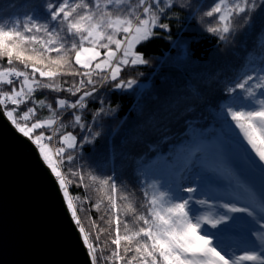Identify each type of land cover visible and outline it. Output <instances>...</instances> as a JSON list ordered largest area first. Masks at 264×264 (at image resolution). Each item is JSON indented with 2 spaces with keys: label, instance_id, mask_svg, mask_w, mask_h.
Wrapping results in <instances>:
<instances>
[{
  "label": "snow or ice",
  "instance_id": "6c2138e0",
  "mask_svg": "<svg viewBox=\"0 0 264 264\" xmlns=\"http://www.w3.org/2000/svg\"><path fill=\"white\" fill-rule=\"evenodd\" d=\"M113 5L117 10L110 7ZM42 7L46 13L43 19L32 12L14 18L7 28L0 23V60L6 59L8 65L0 66V85L10 86V91L0 90V106L15 131L35 147L54 178L91 264H264V71L245 73L226 87L229 99L218 113L219 139L210 142L204 132L192 134L184 145L186 160L177 180L142 184L139 209L132 203L118 206L116 194L123 184L118 185L113 176L91 175L102 194L93 208L101 211L107 199L103 212L108 218L101 215L100 220L108 227H99L89 215V231L79 215L86 211L83 204L87 197L81 201L71 194L69 184L85 189L89 185L84 183L81 169L65 172L74 154L99 135L92 123L84 122L87 101L109 82L117 90L132 88L136 81L120 76L126 67L147 63L137 46L156 36V29L170 32L167 21L178 16L169 15V10L176 7L191 14L190 4L189 0H92L91 4L85 0H44ZM258 8H264V0H215L202 15L216 16L218 26L205 30L218 33L224 40L232 31L234 19L242 17L241 28H246ZM17 63L24 70L17 68ZM62 77L79 80L65 86L67 81L62 83ZM42 89L78 98L70 101L57 97L53 106L46 99H36L35 93ZM28 103L31 106L18 115L20 107ZM39 109H47L46 119L36 118ZM69 110H74L69 124L79 127L81 139L64 131L67 125L62 117ZM103 111H95L92 120ZM209 151L217 161L227 155L240 166L239 172L230 170L232 191L223 202L209 203L195 195L198 191L204 194L198 186L182 182L191 179L193 184L207 183L203 170ZM236 191H243L246 199L235 195ZM216 208L222 211H214ZM235 213L246 214L258 228L241 232L236 243L226 245L222 233L227 229L219 226L230 221L234 226L237 218L231 214ZM101 234L109 237L103 242L105 248H109V241L115 246L109 248L108 256L102 254Z\"/></svg>",
  "mask_w": 264,
  "mask_h": 264
},
{
  "label": "trees",
  "instance_id": "16d2710c",
  "mask_svg": "<svg viewBox=\"0 0 264 264\" xmlns=\"http://www.w3.org/2000/svg\"><path fill=\"white\" fill-rule=\"evenodd\" d=\"M43 2L0 0V23L7 28L14 18H23L32 12L43 19L46 16ZM85 2L91 4L92 0ZM189 4L191 14L176 7L169 10V15L178 16V19L167 21L171 26L170 32L156 29V36L137 46V51L143 53L147 63L126 67L120 76L125 81L134 79L136 84L132 88L117 90L109 82L99 88L94 99L87 101L82 113L84 122L92 123L93 131L99 135L74 154L75 159L70 165H65V172L69 168L81 169L84 183L89 185L85 189L69 184L71 194L78 195L81 201L87 197L83 204L86 211L79 213L86 230L90 231L89 215L99 227H108L100 220L101 215L105 220L108 218L103 212L108 207L107 199H104L101 211L93 208L102 194L97 192L99 185L90 179L91 175L101 178L113 176L118 185L123 184L116 194L118 206L132 203L139 209L143 202L142 184L157 179L170 183L180 164L185 163L186 159H181V156L192 134L204 132L210 142L219 139L221 121L218 113L221 104L229 99L226 87L241 72L254 67L256 60L264 55V8H258L252 14V21L246 28H241L242 17L234 19L232 31L220 40L218 33L209 34L205 30L207 26H218L216 16L202 15L211 8L214 0H189ZM110 7L117 10L114 5ZM121 8L127 10L123 5ZM0 66H8L6 59L0 60ZM15 66L24 70L18 63ZM65 80V86H68L78 82L79 77L61 78L62 83ZM0 90L10 91V86L0 85ZM35 97L37 100L46 99L53 106L57 97L70 101L78 98L66 92L43 89L37 91ZM29 106L30 103L22 105L18 115ZM8 107L11 109L12 106ZM100 108L104 109L103 113L92 120L93 113ZM73 111L69 110L62 117L67 125L64 131H71L81 139L83 133L79 127L73 128L69 124ZM48 115L47 109H39L36 118L46 119ZM56 139L58 141V136ZM208 163L218 166V172L212 170L214 180L210 181L221 186L228 184L224 182L225 178L230 183V170L239 171L240 168L235 166L237 163L231 156L226 155L223 161H217L211 151L207 156ZM123 196L127 200L121 199ZM88 209L92 210L89 212ZM112 235L114 238V231ZM92 240L95 241V233ZM100 240L104 249L102 254L108 256L109 248L114 249L115 246L109 241V248L104 247L103 242L109 240L105 234H101ZM98 264L104 262L98 261Z\"/></svg>",
  "mask_w": 264,
  "mask_h": 264
},
{
  "label": "water",
  "instance_id": "95a60500",
  "mask_svg": "<svg viewBox=\"0 0 264 264\" xmlns=\"http://www.w3.org/2000/svg\"><path fill=\"white\" fill-rule=\"evenodd\" d=\"M0 264H91L54 178L1 107Z\"/></svg>",
  "mask_w": 264,
  "mask_h": 264
},
{
  "label": "rangeland",
  "instance_id": "374dc122",
  "mask_svg": "<svg viewBox=\"0 0 264 264\" xmlns=\"http://www.w3.org/2000/svg\"><path fill=\"white\" fill-rule=\"evenodd\" d=\"M214 3H215V0H214ZM248 70L249 71H246V72L244 71V73L241 72V74L238 76V78L240 76L244 75L245 73L252 74L253 72H256V71H264V55L262 57H259V59L256 60L255 66L251 67ZM243 103L245 105H248L249 101H243ZM181 159H186L185 153L182 154ZM236 165H238V164H235V166ZM182 166H183V164L181 163L178 170ZM238 166H237V168H238ZM206 168H207V170H205V169L203 170V176L207 180L206 184L203 182H197V183L193 184L191 179H186V180H183L182 182L184 184H192V186H198L203 191L204 194L201 195V191H198L195 195L199 198L207 199L209 201V203L223 202L225 199H227L228 193L232 191V189H230V187H229V182L227 180H225L226 179L225 178V179H223L224 182L228 183L225 186H221L220 183H212L210 180L213 181L214 179H213V175H211V172H213L212 170H214L215 172H218L219 168H218V166L214 165L213 163H208ZM232 168H234V167H232ZM232 170L239 172L238 170H235V169H232ZM177 173H178V171L175 174H173L170 183H174L177 180V178H178ZM184 195H187V194L185 193ZM235 195L239 196L242 199H246V195L241 193V191H236ZM238 206H242V205L238 204ZM203 210H208V209H203ZM213 210L214 211H222L221 209H218V208L213 209ZM231 215L237 218V223L234 226H232L231 221L228 223V225L219 226V228H221V229H227L226 231H224L222 233L223 241L226 245H232V244L236 243L241 232H246L249 228H258V225H255L252 222V218L247 217L246 214L235 213V214H231ZM213 231H216V230H213Z\"/></svg>",
  "mask_w": 264,
  "mask_h": 264
}]
</instances>
